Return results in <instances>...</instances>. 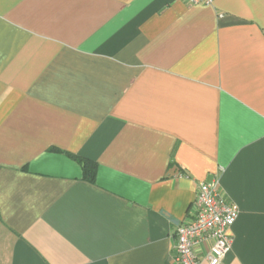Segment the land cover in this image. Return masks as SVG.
<instances>
[{
	"label": "crops",
	"instance_id": "obj_1",
	"mask_svg": "<svg viewBox=\"0 0 264 264\" xmlns=\"http://www.w3.org/2000/svg\"><path fill=\"white\" fill-rule=\"evenodd\" d=\"M215 179L264 264V0H0V264H176Z\"/></svg>",
	"mask_w": 264,
	"mask_h": 264
},
{
	"label": "built area",
	"instance_id": "obj_2",
	"mask_svg": "<svg viewBox=\"0 0 264 264\" xmlns=\"http://www.w3.org/2000/svg\"><path fill=\"white\" fill-rule=\"evenodd\" d=\"M214 0H186L188 6H212ZM194 217L178 226L176 264H200L198 252L207 247L205 260L208 264H222L233 245L231 230L240 210L235 204L223 201L217 179L198 186L194 202Z\"/></svg>",
	"mask_w": 264,
	"mask_h": 264
},
{
	"label": "trees",
	"instance_id": "obj_3",
	"mask_svg": "<svg viewBox=\"0 0 264 264\" xmlns=\"http://www.w3.org/2000/svg\"><path fill=\"white\" fill-rule=\"evenodd\" d=\"M80 162L83 167L84 176L93 181L96 175V163L85 159H80Z\"/></svg>",
	"mask_w": 264,
	"mask_h": 264
}]
</instances>
